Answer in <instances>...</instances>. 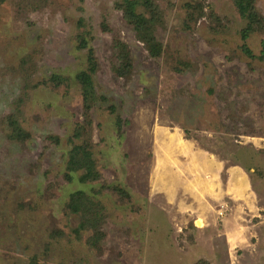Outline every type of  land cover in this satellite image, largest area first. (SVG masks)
Segmentation results:
<instances>
[{
	"label": "rangeland",
	"instance_id": "374dc122",
	"mask_svg": "<svg viewBox=\"0 0 264 264\" xmlns=\"http://www.w3.org/2000/svg\"><path fill=\"white\" fill-rule=\"evenodd\" d=\"M138 1L132 19L122 0L0 1V264H264V0L255 23L232 0ZM161 132L222 163L213 178L182 170L202 194L182 210L156 173L171 157ZM72 144L95 179H67ZM234 163L249 192L233 201ZM76 192L101 204L97 223L67 207Z\"/></svg>",
	"mask_w": 264,
	"mask_h": 264
},
{
	"label": "trees",
	"instance_id": "16d2710c",
	"mask_svg": "<svg viewBox=\"0 0 264 264\" xmlns=\"http://www.w3.org/2000/svg\"><path fill=\"white\" fill-rule=\"evenodd\" d=\"M1 1V0H0ZM238 14L243 18L247 19L253 23L258 22L257 15L255 14L253 7V0H232ZM126 3L125 11H123L125 18L132 19L133 15L128 13L134 10L133 4L138 3L137 0H122V3L119 4V9H124V3ZM251 32V29H247L243 32V37L246 39L248 34ZM78 44L81 47H86V42L82 36H78ZM118 49V54L120 62L124 68L129 67V54L126 52V47L123 44L117 43L115 45ZM88 64L87 69L84 72L79 73L76 76V80L80 84L83 98L86 100L88 96L95 94L94 92V82L93 75L95 73V64L93 50L88 48ZM122 75L121 71H118ZM55 79L60 80V78L54 76ZM15 127V126H14ZM16 137V133H14ZM22 132L20 131V136ZM66 171L67 179L71 180L73 175L71 173H81L79 179L81 182H86L91 179H95L97 172L95 170L94 160L92 153L88 150L87 147L82 144H72L70 150L67 154L66 160ZM100 206V209L95 206V204ZM67 207L71 208L72 211L76 214H80V217L87 219L90 223L98 222L97 219H100L98 213L101 211V204L93 201V199L86 195L83 192H76L70 195ZM103 208V207H102ZM97 214V215H96Z\"/></svg>",
	"mask_w": 264,
	"mask_h": 264
},
{
	"label": "crops",
	"instance_id": "0c3cea01",
	"mask_svg": "<svg viewBox=\"0 0 264 264\" xmlns=\"http://www.w3.org/2000/svg\"><path fill=\"white\" fill-rule=\"evenodd\" d=\"M158 134H159V142L160 143L162 142V144H165V147L167 148L168 151L170 150L171 157H170V154H168V157H166L167 158L166 165L168 167V168H166V172L163 173L161 170V164H158L156 167V173L163 175V176H164V174L167 175V180L170 177L173 178L172 182L175 183V185H174L175 187L173 186V190H169L170 188L168 187L169 186L168 184H171V185H173V184L168 183V181H167V185L164 187L162 192H164L165 198L167 200H169L170 202L173 201L175 203V206H176L175 209L181 208V210H182V209H184L183 208V206L185 205L184 202H186V200H188V198L191 197L192 201H196V203H197L199 200H201L200 195H202L200 192H198V193L194 192L191 188H190V190L188 189L187 180H185L186 177L184 175V172H182V170L185 171L187 168L189 169L190 166H196V167H200V168L203 167L204 168L203 170L205 172H208L211 174L210 178H213L215 176H217V177L219 176L220 171L222 169V163L215 161L210 155L206 154L205 152L199 153V152L193 151L192 148L186 144H184L185 145L184 148H182L180 146L179 147L176 146V141H179V139H177V138H179V136H177V135L168 136V135H171V133L167 134V132H161ZM159 142H158V137H157V145L159 144ZM181 145L184 146L183 144H181ZM170 146L172 147V149ZM160 148L163 149L161 146H160ZM181 156L186 157L187 158L186 160L187 161L189 160L191 163L186 168L180 169L181 163L178 162V159H180ZM169 159H173L174 161L171 164H167L170 162ZM234 164L229 166L230 168L228 167V170H227V179H226V187H225L226 191L221 187V189H222V191H224V193H228V194L232 195L231 200H233V201H234L235 194L238 192V190H240V192H241L240 194H247L249 192V191L244 192L243 188H246V186H245V182L243 181V175H240L238 177L239 169H241L244 172L243 166L236 165V164L234 165ZM184 165L186 166L187 163ZM204 171H202V172H204ZM234 173H238V174L234 175ZM169 182H171V181H169ZM213 186H215V184L209 186L208 189L213 191V188H212ZM237 186H239V188H241V189H239V188L237 189ZM206 190H207V188H206ZM231 190H233L234 192L230 193ZM211 191H210V193H212ZM214 193L216 194L217 191L215 190ZM222 195H224V194L222 193L221 196ZM202 199H203V196H202Z\"/></svg>",
	"mask_w": 264,
	"mask_h": 264
}]
</instances>
